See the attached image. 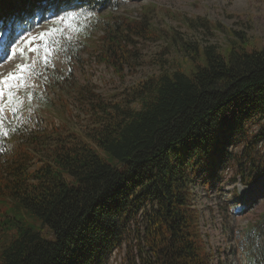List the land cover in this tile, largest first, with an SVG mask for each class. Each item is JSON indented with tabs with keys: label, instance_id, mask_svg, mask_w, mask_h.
<instances>
[{
	"label": "trees",
	"instance_id": "trees-1",
	"mask_svg": "<svg viewBox=\"0 0 264 264\" xmlns=\"http://www.w3.org/2000/svg\"><path fill=\"white\" fill-rule=\"evenodd\" d=\"M122 6L123 0H0V28L31 31L44 19L35 15L41 10L82 12L63 34L77 40L101 32L89 55L124 79L125 69L144 63L140 47L160 40L163 30L146 10L135 19L114 15ZM188 25L221 29L201 18ZM164 35L182 57L157 59V73L113 99L78 84L73 72L54 73V86L78 98L82 126L44 122L33 105L38 91L27 92L23 106L5 98L0 264H108L123 251L126 264L220 261L221 251L202 233L195 189L207 192L220 169L245 187L264 180V51L232 30L223 47ZM63 44L57 47L66 57ZM245 240L246 264H264V216Z\"/></svg>",
	"mask_w": 264,
	"mask_h": 264
},
{
	"label": "rangeland",
	"instance_id": "rangeland-1",
	"mask_svg": "<svg viewBox=\"0 0 264 264\" xmlns=\"http://www.w3.org/2000/svg\"><path fill=\"white\" fill-rule=\"evenodd\" d=\"M144 10L151 24L156 29L163 30V35L160 40L149 41L140 47L141 55L145 58L144 63L138 65L136 71L125 69V77L120 79L112 70L95 63L89 53L95 46L97 36L101 35L98 30L87 31L86 38L77 40L58 32L43 49L48 53L47 64L44 63L43 52L30 58L33 69L38 70L40 75L27 73L26 79L12 82V100H20L23 106L26 93L38 91L41 100L33 102V105L44 122L48 125L53 122L59 126L67 124L75 128L85 124L82 106L69 89L61 87L59 90L54 86V73L60 75L73 72L74 80L78 84L84 85L87 82L94 87L95 92L107 99H113L131 84L157 73L159 70L157 59L169 62L182 57L176 49H169L164 35L167 31L176 32L182 42L216 47L227 44L229 30L242 32L258 49L264 51V0H123L122 8L115 11L114 15L125 14L135 19L140 18ZM200 18L207 20L208 23H218L221 29L212 31L201 27H189L190 20ZM88 20L95 25L93 16L88 15ZM71 25L73 23L67 25L66 29ZM59 27L60 25L48 20L36 23L31 31L24 29L19 34L24 37L23 43L32 36H39L42 32ZM7 29H4L0 36L4 37ZM59 42L64 43L66 57L60 51L63 47H57ZM72 51L76 52L77 57L70 53ZM25 63L27 62L19 58L0 59V88L4 89L0 105H7L5 98L8 97V90L4 82L8 81L10 76L20 74L18 65ZM217 174L220 175L219 180L215 181L207 192L203 186L195 189L198 206L203 213L200 220L202 233L208 236V246L216 252L221 251L220 261H215V264H246L248 247L245 237L248 230L264 216V180L259 179L258 184L245 187L240 182L233 181L232 173L228 170L222 172L220 169ZM123 257L124 251L115 252L108 264H126Z\"/></svg>",
	"mask_w": 264,
	"mask_h": 264
},
{
	"label": "snow or ice",
	"instance_id": "snow-or-ice-1",
	"mask_svg": "<svg viewBox=\"0 0 264 264\" xmlns=\"http://www.w3.org/2000/svg\"><path fill=\"white\" fill-rule=\"evenodd\" d=\"M45 15V10L37 12L35 15L37 17H43L44 19L40 20V23L47 22L50 20L53 24L60 25L59 28L54 30H49L47 32L40 33L39 36H32L30 40L23 42L24 37L16 31L15 28L9 26L7 32L3 38H0V59L7 57L11 60L13 58H19L27 63L20 64V74L13 75L9 77V80L4 82L8 90V98L11 100L12 91H13V81H22L27 78V73H31L33 69V63L30 62V58L33 56H38L43 52L44 63H48V53L44 52L43 49L46 48L49 42L56 36L59 32L61 35L63 31L66 30V26L73 23L78 15H82V12H77L76 10H63L59 15L56 14L55 9H47ZM39 26V24H37ZM0 31H4L3 28H0ZM30 36L31 34L28 33ZM19 37V38H18ZM15 41V43H13ZM9 46H11V51L9 52ZM4 96V89L0 88V97ZM16 109L12 108L13 116L15 115ZM4 108L0 107V125L4 123Z\"/></svg>",
	"mask_w": 264,
	"mask_h": 264
},
{
	"label": "bare ground",
	"instance_id": "bare-ground-1",
	"mask_svg": "<svg viewBox=\"0 0 264 264\" xmlns=\"http://www.w3.org/2000/svg\"><path fill=\"white\" fill-rule=\"evenodd\" d=\"M228 170V169H227ZM219 174V173H218ZM219 177V176H218ZM218 183V182H217ZM198 209H200V208H198ZM38 233V232H37ZM47 236V235H46ZM215 261V260H214Z\"/></svg>",
	"mask_w": 264,
	"mask_h": 264
}]
</instances>
